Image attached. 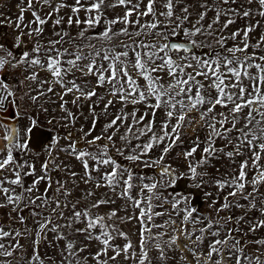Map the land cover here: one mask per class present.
I'll return each mask as SVG.
<instances>
[{"label": "snow or ice", "instance_id": "snow-or-ice-1", "mask_svg": "<svg viewBox=\"0 0 264 264\" xmlns=\"http://www.w3.org/2000/svg\"><path fill=\"white\" fill-rule=\"evenodd\" d=\"M17 7L8 23L19 34L0 42V207L11 206L0 223V264H264V0H21ZM117 8L122 13L109 18ZM239 20L244 25L231 30ZM24 36L32 46L17 55ZM49 94L62 101L73 94L77 107L91 101L90 127L80 129L85 147L60 148L52 136L43 175L25 186L36 174L24 153L37 121L22 104ZM66 104L60 119L74 124ZM21 118L28 124L7 122ZM186 128L195 138L183 148ZM177 147L183 171L168 161ZM56 150L80 162L82 174L65 165L70 182L53 183ZM221 159L235 167L211 177L208 168ZM141 166L154 175L134 172ZM182 180L215 187V197L204 193L211 201L204 212L177 192ZM80 183L87 187L75 195ZM116 199L124 204L113 207ZM132 221L135 242L119 227ZM48 233L57 245L65 241L58 259L41 255Z\"/></svg>", "mask_w": 264, "mask_h": 264}, {"label": "rangeland", "instance_id": "rangeland-1", "mask_svg": "<svg viewBox=\"0 0 264 264\" xmlns=\"http://www.w3.org/2000/svg\"><path fill=\"white\" fill-rule=\"evenodd\" d=\"M24 3H26V0H23ZM71 2V0H69ZM21 3V0H0V42H7L11 43L15 36L18 35L19 33L15 30L14 25H10L8 23V18L10 17L12 20H15L17 16L20 15L19 8L17 5ZM39 8V5H37ZM122 9L117 8L113 11H110L108 13L109 18H111L113 15L116 13H122ZM62 15L64 14L63 12L61 13ZM43 15V13H42ZM81 16H83V13H81ZM25 23L28 22V20L32 19L30 12H25ZM245 21L239 20L236 25L231 26V30H234L236 27H240L244 25ZM51 21L45 26V34H44V39L47 40L48 38H51ZM97 31L100 29L97 28ZM27 31V30H25ZM73 32H75V28L73 29ZM24 40V45L20 49H14L17 55H19L20 51L23 50H29L30 47L32 46V41L29 37L24 36L22 38ZM13 70H9V72H12ZM18 75V74H17ZM39 77L41 79H46L49 77V73L46 71H39ZM7 80L11 81L12 76L8 75L6 77ZM79 82V81H78ZM47 87V85H45ZM59 91V89H58ZM98 91L103 92V89H99ZM74 99L73 94H68L67 96L64 97V101H67V104L65 107L69 110L72 111L77 115V120L75 121L74 124H71L67 121H63L60 119L64 113L60 111L59 105L63 103L64 101L60 100L56 95L54 94H49L48 96L41 97L40 100L38 101L37 104L33 105L31 101H29L27 104H22V108L24 111H27L30 115H32L36 121L37 125L34 128L33 132L29 134L28 139H29V148L30 151L24 153V158L29 161V163H34L35 165V171L36 174L35 176H28L24 178V184L25 186L31 184V182L36 179L37 176L43 175L41 171V165L45 162V160L48 158V145L51 142V137L52 136H59L60 137V143L59 147L63 148L66 147L70 142H76L79 147H85L84 141L81 139L82 133L80 131L81 127L83 126L84 130L87 131V129L90 127V120L91 116L89 114L88 110V104L91 103V101H80V107H77L72 103V100ZM48 109L47 112L44 111V109ZM96 113L101 112V108L97 107L95 109ZM82 113V114H81ZM54 118V119H53ZM159 116L157 119L159 120ZM52 120L53 122L50 124L49 121ZM7 122L10 125H15L17 127L25 126L28 124L27 118H21L19 120V124L16 123L15 120L8 119ZM104 117L101 115L97 127V132L99 131V127H101L104 123ZM96 133H93L95 135ZM201 138L203 139L204 137V132L200 133ZM67 137V139H65ZM189 137H192L193 139L195 138V133L192 131L191 128H186L184 130V135H183V148H188L190 146V141ZM90 138V137H89ZM2 144V142H0ZM219 144V142H218ZM182 149L180 147H177L172 154L168 157V161L173 164V167L177 168L179 171H183V163L181 159L176 158V153L180 152ZM55 155V164H60L61 168L60 170L56 171H49V175L52 178L53 183H55L56 180H61V181H69L70 182V177L68 173L64 170V166L66 165L67 168L71 171H75L77 173L82 174V166L80 162L74 159V157L68 155L66 152L63 151H54ZM196 158H199V152L196 154ZM242 159V158H238ZM122 163L126 164L128 162L126 161H121ZM215 164V167H209L208 172L210 173L211 177L215 178H221L223 174L227 171L230 170L232 167H235V165L231 164L230 161L226 159H221L218 161H213ZM219 168L220 171L217 172L216 169ZM134 172H136L138 175H154L153 172H151L148 169L141 167L134 168ZM45 187V182H41L39 185L40 191L42 192ZM87 186L84 185L83 183H80L79 188L76 191L75 195L80 194V190L86 188ZM19 191V189H17ZM105 189H100L99 193H103ZM168 191H171L170 189ZM177 192L187 195L191 198V202L198 207L202 212H204L207 207L208 203L211 201L205 202V192H212L213 197L216 195V189L213 186H207L203 187L201 189H197L195 187H191V181H185L182 180L179 182V185L177 187ZM111 195V193H109ZM167 194V193H166ZM132 195H136V190H133ZM3 197L0 196V203H3ZM124 204L123 200L116 199V204L113 205V207H120ZM165 207H169L168 205H165ZM106 208H101V212L106 211ZM159 211L160 209H156ZM11 211V206L9 207H0V223H7L9 220L8 213ZM132 209L131 206L129 205L128 213L131 214ZM239 215V212L237 211L236 213ZM15 215V213H13ZM25 216H28V212H24ZM119 215L124 216L126 215L125 212H120ZM62 222V221H61ZM161 220L160 218H157V223H160ZM28 226L32 227V220L29 217L28 219ZM16 227V225H13ZM119 227L128 233L130 238L135 242L138 240V224L136 221H132L129 223H123L119 224ZM241 227H244L241 225ZM65 233H67V230H63ZM246 231V228H245ZM260 235H264V230L261 231ZM69 239H73L72 236H69ZM79 241L82 243H87L84 241L83 236H80ZM52 241L53 245H57V242L53 239V234L48 233L47 235V240L43 245L40 247V252L41 255L44 254L46 251L49 256L58 259L57 257V252L59 247H63L65 241H59L58 245L56 247L50 246L47 241ZM22 243H25L26 246H28V251H31V246H30V241L25 240L22 241ZM117 243H123L121 240H117ZM183 243V241L181 242ZM89 250L90 251H95L96 250V242L93 241L89 245ZM19 255V253L17 254ZM84 255H87V253H84Z\"/></svg>", "mask_w": 264, "mask_h": 264}]
</instances>
